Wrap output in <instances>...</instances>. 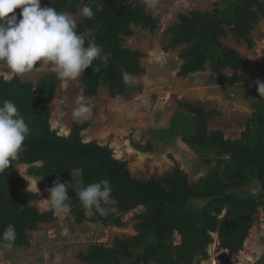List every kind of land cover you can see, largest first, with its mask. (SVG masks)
I'll list each match as a JSON object with an SVG mask.
<instances>
[{
	"label": "trees",
	"instance_id": "16d2710c",
	"mask_svg": "<svg viewBox=\"0 0 264 264\" xmlns=\"http://www.w3.org/2000/svg\"><path fill=\"white\" fill-rule=\"evenodd\" d=\"M81 1L45 0L44 3L57 11L75 13ZM131 1L135 0H90L94 17L85 18L77 25L78 33L84 36L89 33L85 46L94 40L105 52L112 53L106 67L94 60L82 73L87 96L96 95L101 86H106L111 97H126L133 89L125 82L121 69L130 75L144 71L142 55L125 48L124 39L133 36L132 26L154 32L158 19L147 13L143 4ZM219 5L223 8L214 12L191 11L179 15V23L167 29L166 35L171 36L168 49L187 46L180 55L184 61L181 77L203 72L207 64L213 72L245 65L241 55L224 46L221 38L229 28L238 41L252 48L251 33L264 18V0H221ZM20 12L17 8L13 14ZM60 81L56 73L44 76L36 87L21 82L18 77L10 81L0 78V101L12 100L31 132L19 158L0 174V234L9 223L15 225L17 238L13 248L28 246L29 232L38 231L40 224L55 221L54 213H41L31 205L40 196L28 190L30 183L17 170V166L26 165L31 176L46 178L50 183L60 177L61 182L70 184L71 204H78L73 173L79 171L83 188L101 179L111 182V196L117 201L116 205H109L111 208L123 213L138 207L145 209L137 215L136 236L117 239L112 247L92 246L86 254H80L83 263L203 264L210 259L208 249L215 243L214 234L219 235L221 246L234 255L243 251L253 218L264 207V99L239 140L226 139L221 131L208 130V122L220 115L218 111L207 112L201 106L181 104L195 121L194 132L183 135L184 143L201 155H214L216 166L196 183L189 181L179 165L160 178L144 181L132 175L126 161L114 158L108 146L83 141L81 135L89 127L87 123H74L68 136H61L51 128L48 105ZM253 184L260 186L258 195L247 192ZM195 202L204 205L196 208ZM79 204L73 211L81 223L85 213ZM92 210L94 221L108 223V219H102ZM175 234L181 236L178 245L174 242Z\"/></svg>",
	"mask_w": 264,
	"mask_h": 264
},
{
	"label": "rangeland",
	"instance_id": "374dc122",
	"mask_svg": "<svg viewBox=\"0 0 264 264\" xmlns=\"http://www.w3.org/2000/svg\"><path fill=\"white\" fill-rule=\"evenodd\" d=\"M41 0V6H45ZM221 0H158L155 9L149 8L145 0L131 1L143 4L146 12L158 19L154 32L132 26L133 36L124 39V47L139 52L144 71L139 75H129V85L133 89L126 96L111 97L106 86H101L94 96H87L81 76L76 80H61L57 85L53 100L48 105L51 128L61 136H68L73 124H88L82 132L84 142H97L108 146L114 158L126 161L136 179L147 181L152 177L160 178L172 172L179 165L191 183L205 177L216 166L214 155H201L184 143V134L194 132L193 115L183 110V103L201 106L207 112L216 110L220 113L208 122V130L221 131L226 139L239 140L246 130L261 97L256 81H264V18L255 25L251 36L252 48L244 41H238L229 28L227 35L221 38L224 46L235 50L244 59L245 65L235 70L224 69L213 72L210 64L203 72L188 77L179 75L184 61L180 55L187 46L169 48L171 36L166 35L169 27L179 23V15L191 11L214 12L222 9ZM90 0H82L73 14L77 25L86 17L81 15ZM99 8V7H98ZM89 37V33L85 35ZM52 65L34 68L22 77L17 76L6 64L0 62V78L7 81L18 77L21 82L35 87L46 75L55 74ZM84 95L93 105V111L87 121L77 122L72 117L77 96ZM222 157L221 159H224ZM208 161V162H207ZM37 166H39L37 164ZM17 170L30 183L28 190L40 196V200L31 203L39 212H52L55 221L39 225V230L29 232V245L12 249H0V264H87L79 260L80 254L95 245L112 247L115 240L136 236L137 215L144 213L138 207L127 213L107 206V214L94 221L93 210H86L77 197L83 189L81 172L73 173V191L78 204L85 213V220L78 222L72 204L69 214L54 212L47 201L52 187L48 179L29 175L30 167L17 166ZM51 178V177H50ZM260 186L253 184L249 194L258 195ZM204 204L195 202V207ZM225 216V212L221 217ZM116 222L120 224L117 225ZM220 240L219 235L213 237ZM217 236V237H216ZM175 245L180 244L181 236L174 235ZM217 240L208 251L215 250ZM213 257L203 264H212ZM236 264H264V207H260L252 221L243 251L233 255Z\"/></svg>",
	"mask_w": 264,
	"mask_h": 264
},
{
	"label": "clouds",
	"instance_id": "9594fccd",
	"mask_svg": "<svg viewBox=\"0 0 264 264\" xmlns=\"http://www.w3.org/2000/svg\"><path fill=\"white\" fill-rule=\"evenodd\" d=\"M145 3L149 8L155 9L158 0H145ZM17 8H20L21 12L18 15L13 14ZM81 15L91 19L95 12L91 6L85 5ZM111 56L110 51L105 52L94 40H89L85 46V36L77 32V22L72 13L57 11L53 6L42 7L41 0H0V62L6 64L17 76L22 77L31 72L39 63V67L52 65L56 70L57 79L76 80L85 69L93 65L94 60H99L106 67ZM94 69L99 71L98 68ZM121 73L125 82H128L129 75L126 70L121 69ZM256 85L258 93L264 97V81L258 79ZM75 104L73 119L77 122L87 121L93 111L89 98L79 95ZM30 134V128L17 105L9 99L0 101V174L19 158L24 142ZM68 188L70 184L61 182V178L57 177L52 187L47 189L50 193V199L47 201L54 212L70 213L72 204ZM112 191L111 182L101 179L76 193L86 210L94 208L104 216L107 214L108 205L117 204L111 196ZM16 238L15 225L9 223L0 234V249H12ZM216 240L217 253L212 249L211 257L219 264L218 249L223 247L219 239ZM223 250L231 253L224 248Z\"/></svg>",
	"mask_w": 264,
	"mask_h": 264
},
{
	"label": "water",
	"instance_id": "95a60500",
	"mask_svg": "<svg viewBox=\"0 0 264 264\" xmlns=\"http://www.w3.org/2000/svg\"><path fill=\"white\" fill-rule=\"evenodd\" d=\"M218 252L220 253L217 257V261L219 264H235L233 262V253H226L223 248H219ZM209 255H213L212 250L209 251Z\"/></svg>",
	"mask_w": 264,
	"mask_h": 264
},
{
	"label": "built area",
	"instance_id": "2783aa9c",
	"mask_svg": "<svg viewBox=\"0 0 264 264\" xmlns=\"http://www.w3.org/2000/svg\"><path fill=\"white\" fill-rule=\"evenodd\" d=\"M213 264H216V263L213 261Z\"/></svg>",
	"mask_w": 264,
	"mask_h": 264
}]
</instances>
